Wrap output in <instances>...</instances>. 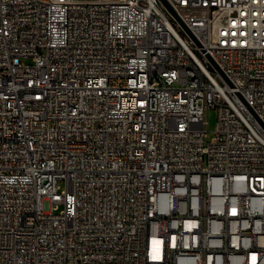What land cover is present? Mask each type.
I'll return each mask as SVG.
<instances>
[{"label": "built area", "instance_id": "1", "mask_svg": "<svg viewBox=\"0 0 264 264\" xmlns=\"http://www.w3.org/2000/svg\"><path fill=\"white\" fill-rule=\"evenodd\" d=\"M0 264H264V0H0Z\"/></svg>", "mask_w": 264, "mask_h": 264}, {"label": "rangeland", "instance_id": "2", "mask_svg": "<svg viewBox=\"0 0 264 264\" xmlns=\"http://www.w3.org/2000/svg\"><path fill=\"white\" fill-rule=\"evenodd\" d=\"M27 63L31 62V58L25 59ZM205 119L207 121L205 128L209 131L207 133V136L205 137V141L209 142L213 139L215 136V130L217 127V111L213 108H207L206 109V115ZM66 188V183L64 181H61L59 183V192H63ZM56 213H61L64 210L63 204H56Z\"/></svg>", "mask_w": 264, "mask_h": 264}]
</instances>
